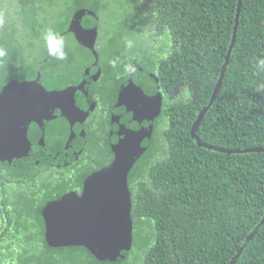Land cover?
<instances>
[{
	"label": "trees",
	"instance_id": "trees-1",
	"mask_svg": "<svg viewBox=\"0 0 264 264\" xmlns=\"http://www.w3.org/2000/svg\"><path fill=\"white\" fill-rule=\"evenodd\" d=\"M74 1L56 12L50 11L52 0L21 3L26 15H41V30L57 32L75 9L100 4ZM238 6L239 0H133V11H143L140 20L133 13V63L149 61L146 67L155 71L162 62L169 92L179 85L187 92L169 105L164 144L158 147L154 137L130 175L133 233L126 260L102 263L85 247H50L42 212L66 192L65 182L55 185L53 173L36 168L9 167L8 178L0 180V264H230L264 218V152H245L264 148V93L256 90L264 84V71L255 67L264 57V0H242L222 86L197 131L203 146L191 131L218 83ZM120 59L112 69L124 68ZM44 68L43 76L59 77ZM158 153L166 159L155 163ZM236 264H264V224Z\"/></svg>",
	"mask_w": 264,
	"mask_h": 264
},
{
	"label": "flooded vegetation",
	"instance_id": "flooded-vegetation-1",
	"mask_svg": "<svg viewBox=\"0 0 264 264\" xmlns=\"http://www.w3.org/2000/svg\"><path fill=\"white\" fill-rule=\"evenodd\" d=\"M67 2L75 1L63 0L62 5ZM99 2L96 9L82 6L59 22L57 33L65 38L67 53L61 61L48 53L41 15H26L21 0H0V51L5 49L0 63V70L4 69L0 72V180L8 178L9 167L36 168L40 173H53L55 185L65 182L61 198L81 197L92 176L109 168L116 158L126 161L124 131H133L135 112L140 114L144 107L158 113L147 151L154 137L158 147L164 144L169 105L184 98L187 90L179 85L169 92L161 74L162 62L156 63L155 71L146 67L149 61L145 65L133 63L137 59L136 55L133 58V46L131 54L125 46L126 39L133 45V13L137 14L133 0ZM112 17L115 23L110 24ZM148 33L154 35L152 30ZM151 35L148 38L152 41L155 37ZM120 57L124 68L112 69L110 61L120 64ZM45 65L50 71L57 70L59 77L43 76ZM25 68L37 70L19 72ZM147 71L151 77L142 75ZM165 157L158 153L153 162H162ZM132 171L128 175L131 202Z\"/></svg>",
	"mask_w": 264,
	"mask_h": 264
},
{
	"label": "water",
	"instance_id": "water-1",
	"mask_svg": "<svg viewBox=\"0 0 264 264\" xmlns=\"http://www.w3.org/2000/svg\"><path fill=\"white\" fill-rule=\"evenodd\" d=\"M241 8L242 0H239L234 35L221 69V75L209 105L199 113L191 131L192 138L200 146L204 144L197 136V131L222 86L236 40ZM155 100L159 105V98L156 97ZM157 114L155 115L150 107L141 109L140 114L138 111L135 112L133 131L129 130L130 128L124 131L127 138L122 147V151L126 152L125 162L116 158L109 168L92 176L86 183L81 197L74 198L72 195H66L60 200L52 201L46 205L42 213L46 225V242L50 247H85L102 263L126 260L128 251L132 246L133 233V223L130 218L132 202L128 175L150 146L154 129L153 122ZM130 133L133 136H130ZM206 147L227 154L234 152L213 146ZM245 152H264V148L249 149ZM77 155L78 152L75 153L74 159ZM11 161L10 163H12ZM263 224L264 218L247 237L244 245L230 264L238 262L246 246L254 239Z\"/></svg>",
	"mask_w": 264,
	"mask_h": 264
},
{
	"label": "clouds",
	"instance_id": "clouds-1",
	"mask_svg": "<svg viewBox=\"0 0 264 264\" xmlns=\"http://www.w3.org/2000/svg\"><path fill=\"white\" fill-rule=\"evenodd\" d=\"M42 39L47 45L48 53L50 56L54 57L57 60H65L67 53L65 51V38L55 32L53 29L48 28L42 34ZM125 46L131 48L132 41L125 40ZM4 52L0 51V56H3ZM112 67L117 66V61H110ZM129 66H126V70ZM255 67L258 71H264V57L258 58ZM258 92L264 93V84L259 85L256 89Z\"/></svg>",
	"mask_w": 264,
	"mask_h": 264
},
{
	"label": "rangeland",
	"instance_id": "rangeland-1",
	"mask_svg": "<svg viewBox=\"0 0 264 264\" xmlns=\"http://www.w3.org/2000/svg\"><path fill=\"white\" fill-rule=\"evenodd\" d=\"M112 1H113V2H118V0H112ZM62 3H63V0H55V6H50V9H51V10H55V9H56V11H63L64 5H62ZM119 6H120V3L116 4L115 7L118 9ZM134 9L137 10L138 7H134ZM56 11H54V12H56ZM113 14H114V15L116 14L115 16H117V12H114ZM137 14H138V20H140L141 17H142V14L140 13V10H139V12H137ZM147 14H148L149 16H151V12H150V11H147ZM135 15H136V14H135ZM136 16H137V15H136ZM112 19H113V20L110 22V24L115 23V22H114L115 18L112 17ZM49 20H50V19L48 18V15L45 14V16H44V21H45V22H48ZM45 22H43V24H44V25H47V23H45ZM111 29H113L112 25H111ZM37 53H38V49H37L35 55H36ZM145 228H146V230H149V229H150V228L148 227V225H146ZM144 233H145V232H143V234H144ZM136 251H137V246L135 245V246L133 247V251H132L131 254H133L134 252L136 253ZM131 257H134V256H131Z\"/></svg>",
	"mask_w": 264,
	"mask_h": 264
}]
</instances>
